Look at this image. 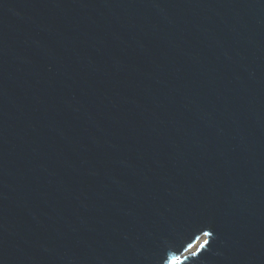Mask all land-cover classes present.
<instances>
[{
    "label": "water",
    "instance_id": "95a60500",
    "mask_svg": "<svg viewBox=\"0 0 264 264\" xmlns=\"http://www.w3.org/2000/svg\"><path fill=\"white\" fill-rule=\"evenodd\" d=\"M173 258L264 264V0H0V264Z\"/></svg>",
    "mask_w": 264,
    "mask_h": 264
},
{
    "label": "snow or ice",
    "instance_id": "6c2138e0",
    "mask_svg": "<svg viewBox=\"0 0 264 264\" xmlns=\"http://www.w3.org/2000/svg\"><path fill=\"white\" fill-rule=\"evenodd\" d=\"M205 235H210V233H205ZM206 245H201V248H204ZM169 264H181V261L173 258L171 261H169Z\"/></svg>",
    "mask_w": 264,
    "mask_h": 264
}]
</instances>
